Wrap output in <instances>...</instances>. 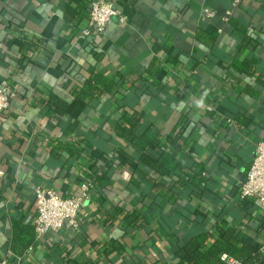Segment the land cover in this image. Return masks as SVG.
<instances>
[{
	"label": "crops",
	"instance_id": "1",
	"mask_svg": "<svg viewBox=\"0 0 264 264\" xmlns=\"http://www.w3.org/2000/svg\"><path fill=\"white\" fill-rule=\"evenodd\" d=\"M90 1L0 0V264H178L230 228L264 257V212L239 196L264 137V0H112L123 20L81 36ZM164 152L185 172L141 163ZM87 181L78 225L37 238L34 189Z\"/></svg>",
	"mask_w": 264,
	"mask_h": 264
},
{
	"label": "built area",
	"instance_id": "2",
	"mask_svg": "<svg viewBox=\"0 0 264 264\" xmlns=\"http://www.w3.org/2000/svg\"><path fill=\"white\" fill-rule=\"evenodd\" d=\"M120 15V11L112 0H91L87 12V23L80 31L81 36L102 33L114 17L123 20ZM13 95L7 82L2 81L0 83V113L9 107ZM0 175H2L1 170ZM92 186L91 181L83 182L80 185L79 195H60L52 189L36 187L34 189L36 214L32 222L36 237L40 238L47 233L59 231L66 221L72 227H76L78 213ZM239 196L254 199L260 210L264 212V137L254 144V155L247 175L240 185ZM221 259L226 264H241L227 254H222Z\"/></svg>",
	"mask_w": 264,
	"mask_h": 264
},
{
	"label": "trees",
	"instance_id": "3",
	"mask_svg": "<svg viewBox=\"0 0 264 264\" xmlns=\"http://www.w3.org/2000/svg\"><path fill=\"white\" fill-rule=\"evenodd\" d=\"M86 5V2H85ZM99 79L97 77L94 80L87 81V87L80 92V95L92 94L98 91L94 83ZM94 81V83H92ZM154 133L152 130L144 132L142 138L138 141L149 142L153 139ZM138 141H135L138 143ZM141 163L144 165L152 166L160 174H176L180 172L184 173L185 168L180 163H177L171 155L168 153H162L155 160H151L147 155H141ZM201 170L199 168L194 172H189V180H184L179 183L180 188L189 189L195 192V185L200 184L201 181ZM131 217L137 219L136 215H127V219ZM21 237L18 236V240ZM207 233L199 231L198 233L192 234L182 244L176 246L174 253L177 256L178 264H226L222 259V254H227L234 257L241 264H264V257L257 250H252L246 246L240 245V238L233 229L220 230L217 239L213 240L211 244H206Z\"/></svg>",
	"mask_w": 264,
	"mask_h": 264
}]
</instances>
